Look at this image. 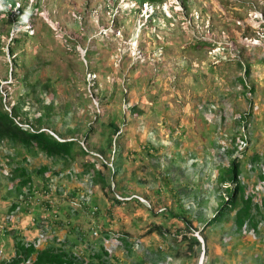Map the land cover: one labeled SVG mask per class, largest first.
I'll return each instance as SVG.
<instances>
[{
    "label": "rangeland",
    "instance_id": "1",
    "mask_svg": "<svg viewBox=\"0 0 264 264\" xmlns=\"http://www.w3.org/2000/svg\"><path fill=\"white\" fill-rule=\"evenodd\" d=\"M13 1H17L13 5L19 3L21 8L12 7L10 18L0 19V89L3 95L6 93L2 101L9 99L8 106L15 102L17 117L31 122L40 118L54 136L76 137L92 154L107 151L111 159L114 145L109 149V140L114 143L122 133H129L128 144L136 152L125 163L122 182L128 184L130 178L145 176V182L140 181L139 185L153 189L154 195L160 198L161 208L153 212L148 205L155 199L141 193L135 196L129 187L119 197H138L145 205H139L132 198L111 208L109 214L106 190L98 182L90 183L92 168L88 165V155H76L75 160L62 164L61 159L54 160L41 150L33 152L21 143L4 139L0 141V213L8 209L14 196L11 166L25 164L33 170L45 163L49 165L44 172L49 176L47 184L53 188L51 198L56 205L64 202L70 214L59 211V222L50 224L48 219L41 222L39 217L50 212H41L35 204L31 203L26 213L23 212L26 204L21 201L15 211V216L20 212L26 214L23 220H17L20 226H16L23 227L24 232L29 229L30 234L26 235L38 233L31 230L35 224L42 227L44 235L40 237L46 235V240L39 238L41 245L56 235L75 251L87 252L105 240L108 250L117 255V264H203L206 255L196 244L189 245L186 241L182 245L169 244L150 226L153 222L168 223L169 217L162 214L167 212L166 207L178 210L170 195L176 190L182 195L184 211L189 212L192 224L188 227L180 218L172 221L184 232L200 234L198 229L204 219L213 215L227 197L226 188L235 185L230 180L220 182L217 175L236 157L244 193H251L253 201L261 206L257 213L260 219L256 228L248 223L237 228L236 208H233L221 221L208 226L210 255L215 258L211 264H264V178L258 176L259 171L264 173V51L251 47L248 42H236V37L229 35L223 49L228 57L219 63H201L208 49L205 41L185 49L192 60L182 69L176 55L182 49L173 45L169 52L172 56L160 62L166 71L176 69L173 72L157 73L156 68H147L129 59L118 72L99 73L102 75L97 80L98 94L106 101L96 108L88 95L87 65L78 48L85 47L82 43L87 28L84 0ZM43 10L58 24L52 26L45 14L40 13ZM72 10L79 11L81 16L74 18ZM216 18L222 21L219 16ZM16 26L20 29L15 30ZM15 35L21 38L19 44L12 43L15 46L11 52L7 44ZM244 48L247 57L243 54ZM194 57L198 65L193 63ZM88 58L86 53L87 63ZM14 63L18 65L15 76L11 72ZM99 67L93 69L98 72ZM89 125L96 130L85 140ZM116 127L118 130L114 132L112 129ZM147 138L157 146L160 157H150L144 151L141 144ZM253 153L258 156L252 158ZM88 167L90 170L83 172ZM162 169H166L167 178L162 175ZM73 188L77 189L73 197H68L69 201L67 196ZM75 196L84 198L90 206L94 204L98 212L82 211L77 203L81 200ZM31 215L39 218L28 228ZM12 227L0 230V259L12 250L15 231L22 230ZM105 232L128 234L131 247L119 239L105 238Z\"/></svg>",
    "mask_w": 264,
    "mask_h": 264
},
{
    "label": "trees",
    "instance_id": "2",
    "mask_svg": "<svg viewBox=\"0 0 264 264\" xmlns=\"http://www.w3.org/2000/svg\"><path fill=\"white\" fill-rule=\"evenodd\" d=\"M6 21V19H2ZM21 38L19 35L14 36L13 40L10 41L7 46L8 49L13 52L14 44H19ZM16 42L12 44L13 42ZM14 67L11 72L15 76L17 75V64L14 63ZM19 81V80H18ZM6 97V93L3 95L0 89V141L7 139L11 143H21L27 149L33 150V152H37V150L43 151L46 155L54 157V160L61 159L62 164H66L69 160H75L76 155H88V165L92 168V174L89 176L90 183L95 184L98 182L100 186L106 190L107 199L109 202V207L106 210L109 214L111 208L114 206L121 205L129 199L134 198L139 205H145V202L138 199V197L132 196H117L119 193L125 192V189L129 187L131 190H134L135 195L143 194L146 197L154 198V203L150 205L149 208H153V212H156L159 208L158 200L160 199L158 196H155L153 193V189H145L143 187L144 184H140V181L145 182V176H141L138 179H128V184H123L122 180L125 176V163L127 160L131 159L132 155L136 152L135 149L128 144L129 133H122L121 136L113 143V141L109 140V149L112 144L114 147L111 152H114V156L112 159L107 151L99 152L100 155L92 154L90 148L79 142L78 139L63 137L62 139L54 136L50 131L45 129L43 122L38 118L35 122L26 121L21 119L19 116L17 117V109L16 104L13 102L10 106L7 104L10 103V100L2 101V98ZM103 103L106 101L104 99L101 100ZM126 129V127H125ZM96 128L93 125H89L85 130L84 139L88 140L94 134ZM116 132L118 129H112ZM146 143L142 142V148L146 151L150 157H160V153L157 152V146L151 142L150 139H146ZM99 147V146H98ZM97 148V147H96ZM102 149V148H101ZM104 150V149H103ZM153 150V151H152ZM157 155V156H155ZM168 156V155H166ZM258 156V153H253L252 158ZM174 158V157H171ZM111 159V164L109 163ZM262 165H264V157L262 159ZM49 168V165L43 163L38 167H34L33 170L29 169L25 164H16L11 166L10 168V179L15 180L14 189H13V198L10 202L8 209L2 213H0V223H2L5 230L13 228L12 226H20V222L17 225V220L21 221L25 218L26 214L20 212L17 216H15V211L18 210L19 203L21 201L26 202L25 209L30 210V204H35L37 207L41 208V212H50L47 216L40 215L41 222L48 219L50 224L58 223V212L62 211L65 214H70L67 211V207L64 202L58 203L56 205L55 201L51 198L53 188L49 187L47 184V179L49 178L44 172ZM90 168H85L83 172L89 171ZM164 173L162 175L164 178H167L166 169H162ZM240 162L236 157L230 159L229 164L221 168L218 172L217 179L221 181L230 180L235 182L233 187L226 188L228 191L227 197L219 203V205L215 208V212L213 215H210L208 218L204 219L203 225L198 229L202 239L196 234L191 232H184L183 228L176 227L175 221H172L175 218L182 219L188 227H191L192 220H190L189 212L184 211V203L182 202V195L180 191L173 190L171 187L170 195L172 196V202H175L178 210L173 209L171 206L166 207L167 212L164 211V216L169 217L168 223L164 224L162 222H153L150 228L157 229L158 233L161 236L162 240H168L169 244L182 245L184 241H186L189 245L196 244L198 250H203V253L206 255L205 261L203 264H211L213 259V255H210V245L207 241V233L206 229L208 226H211L219 221H221L225 215L233 208H236L234 223L237 228L242 227L245 223L252 225L256 228L257 221L260 217L257 216V213L261 210V206L257 203V201H253V195L251 193H244V183L240 178ZM55 172H59V170H55ZM258 176L264 178L263 171L258 172ZM43 188V189H42ZM47 190L44 192L41 197V192L43 190ZM77 188H73L70 194H68L67 199L71 201L68 197L74 196V190ZM155 191H158L157 189ZM40 192V193H39ZM49 193V194H48ZM141 193V194H140ZM143 196V197H144ZM76 197V196H75ZM145 197V198H146ZM65 198V197H64ZM66 199V200H67ZM81 201L77 203L81 205L82 211L87 210V214H90L91 211L93 213H97V207L89 205L88 201L84 200V198H78ZM56 207V208H55ZM79 207V208H81ZM164 207V206H162ZM88 208V209H87ZM163 209V208H162ZM161 209V210H162ZM54 210V211H53ZM27 213V212H26ZM38 217V216H37ZM37 217H34L35 219ZM28 225H31L33 222L28 221ZM12 224V226H11ZM43 225V224H42ZM10 227V228H9ZM18 229V227H16ZM36 228L38 233L33 234L32 236L26 235V233L21 231H15L13 235V244L12 250L9 252V255L5 258L0 259V263L2 264H117L116 258L117 255L112 254L106 245V241L100 240L96 244H98V248H94L93 251H83L77 252L70 245H66L64 240H59V237L54 235L51 241L46 242L44 245H41V241L46 239L45 236L40 237L41 234L44 235L42 227H38L37 224L33 226ZM39 228V229H38ZM151 230V229H150ZM67 231V229H66ZM93 232V231H92ZM23 234L26 237H23ZM113 237L115 239L121 240L125 246L131 247L129 235L124 232H105V238ZM41 241H40V239ZM84 239V238H83Z\"/></svg>",
    "mask_w": 264,
    "mask_h": 264
},
{
    "label": "crops",
    "instance_id": "3",
    "mask_svg": "<svg viewBox=\"0 0 264 264\" xmlns=\"http://www.w3.org/2000/svg\"><path fill=\"white\" fill-rule=\"evenodd\" d=\"M184 3L187 8L195 7L201 9L204 16H206L207 13L211 14V19H213L211 21V29L216 33H219L220 29L225 28L227 31H229V35L236 37L241 32L242 27L235 24L232 20H229L231 18H226L223 16V20L221 22L216 18L220 13L228 12L230 5L227 0H184ZM238 12L241 13V11ZM111 17L112 16L105 14L103 11L98 12L96 17H93L91 14H87V28L85 30V36L82 38V43L85 45V47H88L87 53H89V59L92 61V67L96 68L97 66H100L99 71H96L98 74L107 71L118 72L120 68H123V65L128 62L129 59L131 62L134 60L130 55L124 52L125 48H122L123 43L122 39H120V36H116L108 31L105 33H99V23L107 25L110 23ZM137 17V11H126L118 14L116 13L113 23L118 26L122 25L121 27L123 36L121 38L129 39L132 37H137L136 39L139 46L141 48H145L148 55H152L151 60L142 62L141 64H145L147 68H156V70H158L156 71L157 73L160 71L167 73L176 70L171 67V70L169 69V71H166V67L162 68L160 65L161 60H164L166 57L168 58L169 55L172 56L169 52L173 45L181 47L182 49L180 53H176L180 59L179 64L181 65L182 69L187 67V65L191 63L192 60L191 55L187 53L188 50L185 49L190 46V44H197L202 40H205V42L209 41V39L206 37L201 38V34L205 31L204 28L196 29L193 26L182 28L178 24L177 20L170 16H166L158 8L139 28H136ZM96 21H99V23L97 24ZM195 34H197V36ZM216 39L217 42L212 41V44L210 45L213 46L217 43H224V40L219 34L216 36ZM191 40L196 42L190 43L189 41ZM109 43L111 45L108 46ZM246 50V48L243 49V54L245 57H247ZM119 58L121 59L119 60ZM221 60L224 61V59L213 61L212 54L207 51L206 57L201 60V63H204L205 61L219 63ZM193 63L198 65L195 57ZM100 75L102 74H99V76ZM129 95L131 96V94ZM22 228L19 227L18 230H21ZM28 228H30V225H28ZM31 230H35L36 232V228ZM21 232L24 233V230L22 229ZM25 233L30 234L29 229H27Z\"/></svg>",
    "mask_w": 264,
    "mask_h": 264
},
{
    "label": "clouds",
    "instance_id": "4",
    "mask_svg": "<svg viewBox=\"0 0 264 264\" xmlns=\"http://www.w3.org/2000/svg\"><path fill=\"white\" fill-rule=\"evenodd\" d=\"M229 2L230 7L228 8V12L226 13H220L218 16L222 18L225 16L226 18H231L229 20H232L235 24L242 27L241 32L239 35L236 36V42H244L249 43L251 47L256 46L260 50L264 51V37L259 38V40H252V38L257 36V33L254 30V27L247 22L248 12L250 10H256L264 16V0H227ZM13 3H17V1L13 0H0V19H9L10 13L12 11V7L17 8L20 6L19 3L17 5H13ZM84 13L88 15H92L93 17L97 16V13L100 11H103L105 14L112 16L110 23L105 25L102 23H99V21H96L97 24L100 25V32L105 33L106 31L113 33L116 36H120V39H122V48L124 49V52H126L128 55H130L134 60L132 62H146L151 60L152 55L147 54V50L145 48H141L137 42L136 38H121L123 36L122 33V25L118 26L113 23L114 16L116 13H122V12H128V11H137L138 17L136 18V28L141 27L147 18L153 14V12L158 8L163 14L166 16H170L173 19L177 20L178 24L182 28L193 26L196 29L204 28L205 31L201 34V38L206 37L209 39L207 41L208 45V52L212 54V60L213 61H219L220 59H225L228 57V53L223 51L225 45L224 43H217L216 45H210L212 44V41L217 42L216 36L219 34L221 38L224 41L229 40V31H227L225 28L220 29L219 33H216L211 29V21L213 19L212 15L207 13L206 16L203 15V12L201 9L192 7L187 8L185 6L184 0H84ZM18 6V7H17ZM72 7H75L74 5ZM21 8V7H19ZM135 10V11H134ZM238 11L244 12L243 15H240ZM22 12V11H21ZM237 12V13H236ZM41 14H45V17L49 23L52 24V26L57 25L58 21H54L49 13L47 11L40 12ZM83 13V18L84 17ZM72 16L74 18H77L78 16H81V14L77 13V11L72 10ZM144 19V20H142ZM186 20V24H183V21ZM99 20V19H98ZM223 20V18H222ZM22 25V24H20ZM15 30H19L17 26L14 27ZM30 28V27H29ZM98 34V32H97ZM99 35V34H98ZM197 36V34H195ZM16 36V35H15ZM12 37V36H11ZM251 38V39H249ZM205 41V40H202ZM196 42V41H195ZM238 44V43H237ZM247 45V44H246ZM83 46V44H82ZM79 50L83 52L82 58L85 61L87 65V69L85 71V82L87 83L88 87V95L91 98L92 96H97L99 101V107L102 105V99L103 97H100L98 94L99 87H98V76L99 74L96 72V70L92 67V61L88 63L86 59V53L88 50V47L83 48L79 45ZM120 49V48H119ZM121 58H119L120 60ZM94 72L95 76L92 79V82L87 80V72ZM107 78L109 75H106ZM108 80V79H107ZM106 95V94H105ZM104 95V96H105ZM97 108V107H96ZM46 129V128H45ZM53 134V133H52ZM98 155V154H97ZM111 161V160H110ZM109 161V163H110ZM43 189V188H42ZM48 189L43 190L41 192V196H43L44 192H47ZM40 193V192H39ZM49 194V193H48ZM119 196V194H117ZM121 196V195H120ZM140 196V195H135ZM75 199V198H74ZM76 202V200H74ZM78 202V201H77ZM26 204V202H25ZM92 212V211H91ZM43 215V214H42ZM34 215H31L30 219L28 221H34L35 218ZM39 217L36 218V220ZM41 219V217H40ZM28 223V222H27ZM4 229L2 223H0V230ZM95 232V231H94ZM199 236V239L203 242V239L200 234L197 233Z\"/></svg>",
    "mask_w": 264,
    "mask_h": 264
},
{
    "label": "built area",
    "instance_id": "5",
    "mask_svg": "<svg viewBox=\"0 0 264 264\" xmlns=\"http://www.w3.org/2000/svg\"><path fill=\"white\" fill-rule=\"evenodd\" d=\"M186 20L187 19L183 21V24H186ZM247 22L250 23L254 27V30L257 33V36L252 38V40H259V38L264 37V16L262 15V13L256 10H250L248 12ZM94 76H95L94 72H90V71L87 72V80L89 82L90 81L92 82V79L94 78ZM92 101L95 107L100 108L97 96H92Z\"/></svg>",
    "mask_w": 264,
    "mask_h": 264
}]
</instances>
